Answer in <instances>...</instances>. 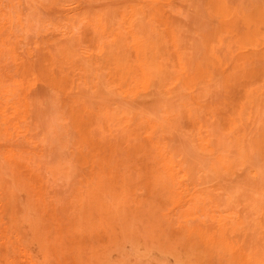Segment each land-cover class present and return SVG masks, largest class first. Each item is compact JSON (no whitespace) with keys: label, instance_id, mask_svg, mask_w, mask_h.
Here are the masks:
<instances>
[{"label":"bare ground","instance_id":"6f19581e","mask_svg":"<svg viewBox=\"0 0 264 264\" xmlns=\"http://www.w3.org/2000/svg\"><path fill=\"white\" fill-rule=\"evenodd\" d=\"M31 1L0 0V160L17 186L30 187L22 145L34 142L49 99L53 137L70 159L115 142L109 158L91 161L110 189L112 204L93 201L113 222L105 236L149 243L179 264H264V64L255 62L264 63V0H51L40 31L22 13ZM37 85L48 92L34 104ZM60 161L49 171L67 181L74 170ZM48 220L44 235L62 224ZM25 221L44 251V231ZM56 230L53 252L76 251L62 262L80 264L91 240Z\"/></svg>","mask_w":264,"mask_h":264},{"label":"rangeland","instance_id":"374dc122","mask_svg":"<svg viewBox=\"0 0 264 264\" xmlns=\"http://www.w3.org/2000/svg\"><path fill=\"white\" fill-rule=\"evenodd\" d=\"M55 7H57V3L55 4L51 0H32L30 3L26 2L21 8L23 15L31 18L35 27L40 31L44 24L46 25L51 21L49 13ZM258 61L257 59L255 62L260 65L255 64H257L256 66L259 65L260 70H262L261 67L264 63ZM263 71H260L261 80L258 77L259 81L257 83L264 80ZM45 92L48 91L42 86L37 85L34 88L33 94L36 96L34 104L36 101L40 103L39 99ZM262 93H264V90ZM262 100L264 104V94ZM53 107L54 103L50 102L49 99H46L42 106L37 107L38 125H31V129L36 127L39 133L35 135L33 143L22 145V149L25 150L23 155L30 156L31 161L33 160L31 162L23 158L19 168V172L29 179L30 187L27 190L17 186L14 182L15 174H12L8 166L0 160V258L9 256L4 261L0 260V264H65L62 262V258L72 260L71 257L74 258L76 251L59 256L52 250L57 241L58 232L56 229L58 225L66 226L69 230H72L75 233L74 236L70 235L72 238L78 239L80 236H85L91 240V248L87 250L80 249L81 251L77 254L80 264H179L178 259L174 258L176 262L172 261L173 257L165 256L158 247H150L149 243L146 245L128 236L113 238L104 235L113 222L110 221V216L106 214L107 210L103 206H95L93 201L94 196L98 194V196L101 195L105 204H112L111 199L103 194V192L110 193V189L105 184L100 183L103 176L101 169L98 166H93L91 161L100 160V156L102 159L104 156L109 158L110 149L114 147L115 142L114 140H108L93 143V145H89L82 150L76 161L70 159V153L62 151L63 146L60 145V141L53 137V134H56L58 130L57 124L54 122ZM64 113L67 115L68 111H64ZM85 122L87 120L80 122L79 125L84 127L87 125H85ZM39 134L43 136L42 142L39 139ZM74 134L71 133V141L73 136H76ZM79 146L82 149V146ZM61 159L72 166L74 175L67 181L64 178L54 181L55 174L54 172L51 173L49 168H55L61 162ZM117 164V160H110L109 165L115 166ZM137 169L139 168L137 167ZM96 174H100L99 178H94ZM91 178H93V181H90ZM81 181L84 182L81 183ZM7 187H11L15 197L9 194V188L7 189ZM44 192H46V196ZM89 192L92 194H89ZM40 195L44 196L36 199V196ZM30 198L32 199L31 203H29ZM137 198H144V194L138 193ZM14 199L16 200L14 201ZM262 206L264 209V201ZM35 209L42 212V218L38 219L34 212ZM112 209L117 211L113 206ZM120 209L125 213L129 212L126 208ZM14 211H16V215L13 214ZM50 216H55L56 219L62 221V224L58 221L54 222L50 235H44V233L50 231L47 228ZM140 218H147V215H141ZM139 219L131 218L132 221H138ZM25 220L35 221L37 223L36 227L44 231L41 242L44 251H42L41 245L36 243ZM16 222L19 225L16 224L17 228L13 224ZM114 223L122 228L120 220H115ZM145 228L150 229L149 222L138 221V229L144 230ZM4 234L7 236L5 237ZM153 234L158 237L156 230L153 231ZM8 236L9 239H7ZM69 245L70 242L66 241V246L70 247ZM4 248L9 251H5ZM67 264H69V261Z\"/></svg>","mask_w":264,"mask_h":264}]
</instances>
